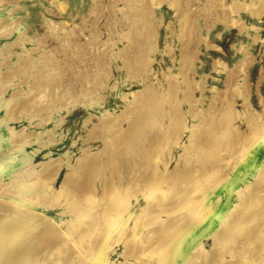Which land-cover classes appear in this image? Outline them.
Returning a JSON list of instances; mask_svg holds the SVG:
<instances>
[{
  "label": "rangeland",
  "instance_id": "1",
  "mask_svg": "<svg viewBox=\"0 0 264 264\" xmlns=\"http://www.w3.org/2000/svg\"><path fill=\"white\" fill-rule=\"evenodd\" d=\"M0 127L9 131L0 145V195L12 199L13 183L31 179L38 192L31 202L54 226L76 191L72 181L89 173L96 201L112 177L128 187L141 170L173 172L181 189L188 166L196 175L204 168L199 178L207 171L211 179H204L206 193L198 191L200 204L225 203L220 219L247 211L243 202L255 204L256 191L264 202V178L255 182L264 177V0H0ZM221 137L234 141L223 145ZM258 140L250 165L249 146ZM61 186L74 189L60 200ZM46 192L62 204L38 205ZM149 202L131 197L129 225ZM232 224L196 236L220 264L235 262L222 251ZM216 232L223 236L214 243ZM65 235L58 249L67 258L78 251L71 259L82 263ZM123 257L117 242L108 264H131Z\"/></svg>",
  "mask_w": 264,
  "mask_h": 264
},
{
  "label": "bare ground",
  "instance_id": "2",
  "mask_svg": "<svg viewBox=\"0 0 264 264\" xmlns=\"http://www.w3.org/2000/svg\"><path fill=\"white\" fill-rule=\"evenodd\" d=\"M145 116L146 115L144 114V118L145 120H147L148 118H146ZM150 116L152 115L150 114ZM152 118L153 117H151V120H153ZM142 119H143V115H142ZM151 120H149V122ZM227 132L228 130L225 133ZM8 133L9 131L7 129H5L4 127H0V145L6 141V135ZM230 133H232V131ZM231 135L233 136V134ZM231 135L228 134L229 137ZM129 136L131 137V134ZM224 136L222 137L225 139L226 137ZM127 137L128 136H126V138ZM253 137L254 138L251 139L252 141L257 139L256 136L253 135ZM210 139L213 140L214 138H210ZM210 139L207 138L206 139L207 142ZM222 139L221 140L218 139V140L222 141ZM224 139L222 141L223 145L224 142L226 141V140L224 141ZM127 140L125 141L129 142L130 144L131 141H127ZM214 140L213 143L215 145L217 141L215 142ZM230 140L229 142L231 145V143L234 140L232 142ZM126 142H121V144L124 143L125 145ZM229 142L227 143L228 145ZM209 143L211 144V140L209 141ZM261 143L262 140H258L253 144L250 143L249 147H251L252 149L248 159V161H250L251 163L250 165H252L254 156L256 155V151L260 146H262ZM227 144L225 145L226 147ZM126 147L128 148V146ZM239 149H241V146ZM245 149L249 150V148H245ZM246 150L244 151L247 152L248 150L247 151ZM229 151L228 153H231V149ZM237 154H238L237 157L240 158L242 157L240 156L239 153H236V155ZM230 156L232 157V154ZM209 161L211 162L212 160ZM210 162L208 163V165L213 164L215 166V163L212 162L210 163ZM210 166L208 167L206 166L207 169L205 168V170L211 171L212 167L210 169ZM188 167L187 169L184 170L186 172L185 180L187 182V185L184 184L186 185L184 188L179 189L178 188L179 185H178L177 186L178 189L177 188L174 189L176 183L173 184L174 182H172V180L174 179L173 172L164 173L163 175L165 176L162 177L158 175L159 173L158 174L155 173L153 169L152 170L149 169V172L146 171L144 172L141 170V172L139 171L140 172L139 175L137 174L138 176H136V178L130 181L128 187L114 177L106 180L105 183L101 186V191L98 192V195L100 193L101 196L100 197L98 196L99 197L98 200L96 197V201H93L94 199L92 200L91 198L92 195L94 196L95 194H97V190H96L97 187L96 188L93 187L95 186L94 185L95 181L94 179L93 180L90 179L89 177L90 173L86 176L81 175L83 177V178L81 177V179L79 175H78L79 176L78 179H76L73 175V178H75V180H73L72 182L75 184L73 185L75 186L76 191L74 192L72 191L73 193H71V195L69 196V193H67L66 191L71 192V189H74L73 188L74 186L70 188V190L68 187L66 191H64L65 187L64 188H62V186L59 187L60 189H63L62 191H60V194L66 192L70 200L68 203H66L67 205H65V208L62 210L63 212L61 211V213H59L54 217L58 221L57 223L60 224V226L58 227H56V225L59 224H55L54 226L53 225L54 222L52 223L51 218L49 216L43 215L44 213L43 214L40 213L39 211L40 208H37L36 205L32 204L31 197L35 196L38 192L34 187L35 185L31 179L25 182L24 184L21 182L18 183L19 181L13 183L12 199L0 195V264H78V263L108 264V259L110 257V253L112 251L113 245L117 242H121L123 256L129 259L130 260L129 263L131 264H212L213 260L217 258L214 257L217 255V252L216 253L214 252L215 254L213 253L214 258H212V256L210 257L207 254L206 250L205 251L203 250L204 249L202 247L203 244L201 245V242H198L197 234L201 235V233L204 232V229L206 231L209 229L212 230V228L216 224L225 225L227 223H234L232 224L234 225L232 227V230L229 229L228 231V233L232 232L233 234L229 233V235L227 236V238L230 236L227 239L228 244L226 245H224L225 243L223 244L225 247L222 251L225 253L226 252L230 253V255L226 253L229 256H232L231 254H234V256L236 257L235 262L231 261V263L233 262L234 264L235 263L245 264L244 260L247 259V256L254 255V257L257 256L256 258H258V261L256 260L257 264H264V233H263L264 211H261L262 206L264 205V202L262 200L263 196L259 195L260 193L258 194L259 191H256V194L253 195V198L256 199L255 204L252 205L249 202H248L249 204L243 202V204H246L244 208L246 207L248 208L246 209L247 211L241 210L242 211L241 213H237V214L235 213V215L229 214L227 217L220 219L221 213L225 208V203L224 206L220 205L222 206V207L219 206L220 208L216 205L218 207L217 209H214L213 207L208 208V206H205L204 204L201 205L200 203L202 202L203 199H200L201 197H197L199 195L198 191L200 192L203 191V193L204 192L206 193V191L210 188V187L209 188L205 187L204 189L207 190L206 191L202 190L204 187L203 183L204 185L210 183L207 182L205 184L206 180L211 179V178H206L208 177L209 172L208 175H206L205 172L207 171L204 172L202 171V173H204L206 176L201 173L204 177L201 175V178H199L200 176H198V174L201 172V170H204V168L201 169L200 172L198 171L199 173H197L196 175L197 171L194 172L191 166ZM87 171L89 172L90 170ZM261 172H263V170ZM261 174H259V176ZM39 177L40 179L41 178L43 179V180L41 179L42 181H44L42 182V185H45L47 179L45 180L44 177L41 176ZM39 177L37 179H39ZM32 178L34 179V177ZM162 178L165 179V180L163 179V182H162ZM262 178L264 177H261V179L260 177H257L255 182H260ZM196 179L198 180L200 179L199 182H202L200 183L202 186L199 185V182H197L198 180L195 181ZM71 180L72 177L70 181ZM169 180H171V183L173 184L172 188L170 185L171 183L168 182ZM165 181H167L168 183H166ZM183 182L181 186L183 185ZM194 182H197L198 184L197 183L195 184ZM213 182L214 181H212V183ZM193 184L198 187H194ZM166 186H168L170 189H168V187ZM206 186L209 185L207 184ZM195 192L197 193L194 194ZM26 193H29L30 195H27ZM44 195L45 193L43 194V196ZM46 195L49 194L47 193ZM52 195H49L47 197L44 196V200L41 196L39 197V195H37L39 197L38 199L42 198L41 200H39L41 201V204H38V202L37 204L40 205L41 207L44 206L49 208L57 207L58 204L60 203V200L63 199L62 198L63 194L61 195V198L59 196L55 197ZM138 196H140L142 199L143 198L147 200L149 199L150 204L147 203L148 205L145 206L144 208L140 207L141 208L139 209L140 211L136 213L137 218L135 214L133 218L135 221L132 222L133 224L129 225L128 220L131 215L129 212V206L131 205L130 199L131 197L137 199ZM244 197H248V196L243 195V198ZM186 214L190 216V219H183L185 218ZM140 218L141 220H138ZM142 218L143 219L146 218L147 221L146 220L143 221ZM147 218H149V220ZM224 231L223 234L227 230L225 232ZM64 232L67 234L68 238H70L73 241L72 244H75L78 247V249H80V251L82 252L81 254L84 255L81 256V257H85L82 258L83 261L82 263H80L81 260H79V262L77 261L76 263L74 262L75 260L71 259V257L72 258L76 257V255L79 253L78 251L75 257L72 255L73 253H75L73 251V253H71L70 255L71 257L67 258L69 255H67L66 257L67 253H65V256H63L62 254L63 250L60 251V248L58 249L59 246L62 249V246L59 245V243H62L60 241H63L64 235L62 236V234H64ZM230 234L234 236L232 237ZM67 236L65 235L66 238ZM220 236L223 235L220 234L219 232H216V234L213 235L212 238L214 239L213 242L215 243L216 239L220 238ZM224 239L226 238H223V240ZM65 241H67L66 242L67 245L69 244L68 242H70V240L68 239L66 240L64 239V242ZM64 242L63 244H65ZM64 247L65 246H63V248ZM68 247L70 248L69 245ZM73 247L75 248L74 245ZM216 247H217V243L215 244V248ZM67 249L68 248H65L66 252ZM213 251L215 250L212 249L211 252L208 253H212ZM221 252L219 253V255L222 254ZM81 257H77V258L79 259ZM125 258L123 257L122 259ZM83 259L84 260L86 259L85 262ZM211 259H213L212 263H211ZM120 263L123 264L124 262L122 261ZM214 263L220 264L219 262L216 261Z\"/></svg>",
  "mask_w": 264,
  "mask_h": 264
}]
</instances>
